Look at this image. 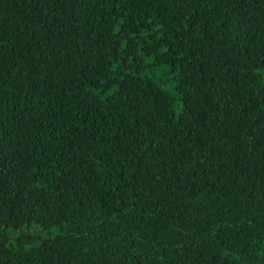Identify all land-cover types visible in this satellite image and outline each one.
Listing matches in <instances>:
<instances>
[{
    "label": "trees",
    "instance_id": "1",
    "mask_svg": "<svg viewBox=\"0 0 264 264\" xmlns=\"http://www.w3.org/2000/svg\"><path fill=\"white\" fill-rule=\"evenodd\" d=\"M0 264H264V0H0Z\"/></svg>",
    "mask_w": 264,
    "mask_h": 264
},
{
    "label": "rangeland",
    "instance_id": "2",
    "mask_svg": "<svg viewBox=\"0 0 264 264\" xmlns=\"http://www.w3.org/2000/svg\"><path fill=\"white\" fill-rule=\"evenodd\" d=\"M55 232L54 231H51L50 234H54Z\"/></svg>",
    "mask_w": 264,
    "mask_h": 264
}]
</instances>
